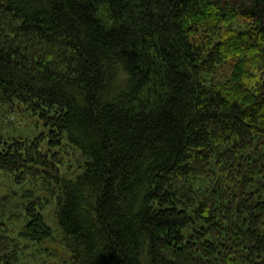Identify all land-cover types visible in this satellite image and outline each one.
<instances>
[{
    "label": "trees",
    "instance_id": "16d2710c",
    "mask_svg": "<svg viewBox=\"0 0 264 264\" xmlns=\"http://www.w3.org/2000/svg\"><path fill=\"white\" fill-rule=\"evenodd\" d=\"M19 105L49 150L0 137V173L51 188L59 236L35 199L17 238L0 222V264L20 240L60 264H264V0H0V108Z\"/></svg>",
    "mask_w": 264,
    "mask_h": 264
},
{
    "label": "rangeland",
    "instance_id": "374dc122",
    "mask_svg": "<svg viewBox=\"0 0 264 264\" xmlns=\"http://www.w3.org/2000/svg\"><path fill=\"white\" fill-rule=\"evenodd\" d=\"M231 69L232 65L222 67L217 71L216 80L225 81ZM49 131V128L45 127L37 116H33L23 105H19L14 112L0 108V137L3 139L20 137L33 140L44 136L45 139L40 146V150L42 153H46L49 150ZM52 151L66 159L67 164L61 169L65 177L74 178L77 173L81 172L79 163L75 160V158L79 160V152L66 142L62 141L58 149L54 148ZM41 183L29 181L21 186H17L11 182L8 176L1 175L0 173V197L9 196L8 201L0 206V222L4 223L10 230V237L17 238L18 232L28 222L25 217V209L35 199H40L45 204L42 218L46 226L56 236H59L55 219L56 199L51 197V188ZM10 217L12 220H8ZM20 242L29 243V247L24 252L23 259H21V262L24 264H60L69 258V253L59 244H46L41 248L46 249L47 252H42L27 240H20ZM52 252L54 253L51 257L46 255Z\"/></svg>",
    "mask_w": 264,
    "mask_h": 264
}]
</instances>
